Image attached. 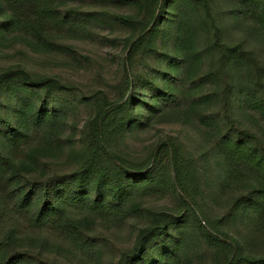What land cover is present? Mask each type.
Listing matches in <instances>:
<instances>
[{"label": "trees", "instance_id": "obj_1", "mask_svg": "<svg viewBox=\"0 0 264 264\" xmlns=\"http://www.w3.org/2000/svg\"><path fill=\"white\" fill-rule=\"evenodd\" d=\"M116 1L135 10L113 15L136 31L124 59L126 79L116 97L103 93L90 99L92 113L79 147L72 150L75 166L71 161L68 171L51 175L44 171L51 168L57 148L61 151L65 143L76 142V134L64 137L61 130L64 111L72 104L62 96L67 86L54 76L39 78L24 68L0 71V264H68L59 257L72 255L97 258L113 249L105 237L93 234L97 221L114 229L132 217L146 223L135 243L121 248L115 264H193L209 254L214 264H264V254L245 250L230 229L247 212L249 217H264V139L238 118L239 110L247 106L264 122V58L242 43L224 42L210 0H184L194 11L201 7L199 24L182 14L165 16L172 0ZM238 2L240 12L264 31V0ZM64 3L0 0L5 7L0 12V47L19 40L33 51H60L68 45L53 41L54 32H72V27L86 23L84 19H108L72 6L63 13ZM166 20L176 31L163 32V43H171L174 52L157 54L152 39ZM207 23L215 31L206 47L212 66L204 69L199 63L209 56L199 48L197 35ZM151 55L158 63L156 75L164 77L162 88L150 84L154 102L136 97L135 76L128 72L137 56ZM161 62L167 68H160ZM41 91L46 92L44 97ZM51 95L58 101L45 98ZM169 113L206 134L208 145L192 153L171 139L139 162L123 153L129 133ZM37 132H43L38 143L32 136ZM21 144L26 147L20 153ZM231 181L240 183L243 191L230 200L229 211L212 220L211 229L192 219L193 202L199 203V198L203 202L211 187H227ZM150 187L173 192L183 213L175 216L145 206L137 193ZM47 226L59 240L29 235ZM196 239L207 245L202 252L191 249Z\"/></svg>", "mask_w": 264, "mask_h": 264}, {"label": "rangeland", "instance_id": "obj_2", "mask_svg": "<svg viewBox=\"0 0 264 264\" xmlns=\"http://www.w3.org/2000/svg\"><path fill=\"white\" fill-rule=\"evenodd\" d=\"M64 1L65 3L61 4L63 13L72 6L82 12L90 13L92 16L103 17V15H106L108 19L106 21H104L105 17H100L102 19L99 20L84 19L86 23L72 27V32H54L53 41L68 45L66 49L60 48V51L49 53L33 51L19 40H16V43L8 41L6 46L0 47V71L24 68L39 78L54 76L67 86V88H62V96L68 97L72 104L64 111L65 116L61 119L63 125L61 130L64 137L72 138V134H76V142L75 145L65 143L64 149L61 151L57 148V155L51 168H45L44 170L50 175L54 174L55 171L62 172L70 169L72 150L79 147V136L92 113V101L90 99L92 100L95 95L101 96L103 93L113 98L118 94V86L125 81L127 75L124 59L129 46V39H132L136 33L133 28L126 26L113 16L114 14L134 13L135 10L129 5H124L116 0ZM171 2L172 5H166L163 12L165 16L172 17L173 15L180 16L182 14L199 24L201 7L198 9L199 11H194L188 1L180 0L176 2V0H172L169 3ZM210 2L211 13L220 22L224 42L229 44L242 43L247 48H253L255 53L264 58V31L240 12L238 0H210ZM175 3H179L177 8H175ZM1 7L3 10L5 7L0 4V12H3ZM172 24L174 23L166 20L165 23L159 25L160 33L158 36H153L152 40L158 48L157 54L162 52L173 54V45L163 43V32L176 31ZM199 29L197 35L199 48L209 56V59L205 60L204 58V61L199 64L201 68H210L212 66L210 64L212 53L206 50V47L211 46L215 30L210 24L208 28L201 25ZM134 64L135 66L132 69H128L129 74L135 76L133 93L136 94L137 98L154 102V89L150 87V84L153 88L154 85H159L161 88L164 85V77L157 76L155 73L158 67L157 61L152 55L145 56V58L137 56ZM165 67L167 68V64L161 62L160 68L164 69ZM45 93V91H41L42 97ZM45 98L52 103L58 101L52 95ZM41 103L42 99L39 100V105ZM238 116L240 124L249 127L253 132L259 133L264 139V122L253 109L244 106L239 110ZM175 118L174 113H169L168 116L156 118L150 125L129 133L122 145L123 153L126 156H132L139 162L148 157L151 150H157L163 141L169 143L171 139L182 142L187 150L192 153H197L205 145H208L206 134H200L192 125L176 121ZM32 136L38 143L42 140L43 132H37L36 136L33 133ZM25 147L23 144L20 145L18 149L20 153ZM18 156L21 157L22 155L19 154ZM166 161L167 158H165ZM73 166L75 164L72 161ZM168 171L173 177V170ZM165 176L167 177V175ZM203 189H206L204 185ZM211 189L205 200L201 202L199 198L197 200V202L200 201L199 203L193 202L194 211H189L192 219L197 220L203 227L209 229H211L212 220L226 213L232 203L230 200L238 197L243 191L242 185L236 181H231L227 187L218 184V186L211 187ZM137 195L139 201L156 211L175 213V216L183 213L182 208L179 209L177 206L179 203L178 196L166 188L159 191L156 187H150V190H141ZM248 215H250L249 212L241 216L243 219L237 220V224L230 229L235 236L240 238L245 250L260 256L264 254V217H249ZM97 222L93 234L105 237L107 240H104V242L110 244L113 249L94 259H84L82 256L72 255L69 257L61 256L59 257L60 261L67 260L68 264H115L121 248L135 243L137 232L139 228L145 225L146 220L141 217H132L114 229L111 228L110 223H104L101 220ZM27 229L31 230V227ZM30 234L47 236L52 241L59 240L57 234L53 233L52 226H47V228L40 229L37 233ZM192 245L191 249L197 252H202L207 247L204 241L199 239H196ZM214 263L215 260L212 254H209L204 260H193V264Z\"/></svg>", "mask_w": 264, "mask_h": 264}]
</instances>
